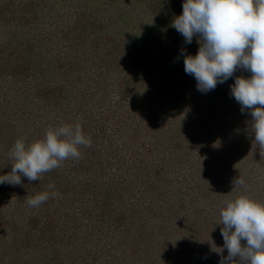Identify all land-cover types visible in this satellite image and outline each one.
<instances>
[{
    "label": "rangeland",
    "instance_id": "1",
    "mask_svg": "<svg viewBox=\"0 0 264 264\" xmlns=\"http://www.w3.org/2000/svg\"><path fill=\"white\" fill-rule=\"evenodd\" d=\"M182 5V0H0V175L11 170L6 161L17 139L30 144L61 124L79 123L95 152L89 159L66 160L34 182L22 176L24 186L0 184V264H103L106 258L112 264H219L220 209L240 195L264 202V158L250 112L242 113L240 104L225 109L221 100L208 112L207 93L185 73L183 56L173 57L181 50L195 55L199 48L195 36L185 44L171 26ZM31 10L34 18L28 19ZM80 10L103 18V31L94 20L97 39L103 32L106 41L119 37L121 52H145L169 80L140 81L145 76L137 75L130 91L128 73L115 67L116 60L80 50L83 34L73 48L81 59L89 58L75 78L63 76L58 66L63 60L66 69V56L73 55L65 43L79 31L73 15ZM237 76L251 73L237 68L226 87ZM52 82L68 90L62 99L54 98L52 87L40 89ZM173 86L180 95L163 99L165 87ZM40 91L47 95L36 98ZM210 138L220 144L215 151L207 149ZM77 164L79 172L73 171ZM241 177L245 183H235ZM106 179L116 186L124 181L121 197H112L111 208H99L90 219L85 207L94 202L93 183ZM45 191L59 196L38 208L28 206L29 198Z\"/></svg>",
    "mask_w": 264,
    "mask_h": 264
},
{
    "label": "clouds",
    "instance_id": "2",
    "mask_svg": "<svg viewBox=\"0 0 264 264\" xmlns=\"http://www.w3.org/2000/svg\"><path fill=\"white\" fill-rule=\"evenodd\" d=\"M182 13L171 26L182 35L185 44L193 37L199 44L195 55L184 50V71L196 80L197 90L207 93L231 78L237 68L251 73L237 76L230 94L251 115V131L255 145L264 158V0H184ZM92 140L79 123L49 128L44 137L26 144L17 139L7 156L10 172L0 175V184L24 186L40 180L66 160L79 161L81 146L91 147ZM235 183L243 185L244 179ZM49 184V189H54ZM55 191L41 192L29 198V207L38 208ZM221 235L224 244L215 251L221 255L219 264H264V202L240 195L220 209ZM242 241H246L242 245ZM227 249V256L222 255Z\"/></svg>",
    "mask_w": 264,
    "mask_h": 264
},
{
    "label": "trees",
    "instance_id": "3",
    "mask_svg": "<svg viewBox=\"0 0 264 264\" xmlns=\"http://www.w3.org/2000/svg\"><path fill=\"white\" fill-rule=\"evenodd\" d=\"M183 2L184 1L182 0V3ZM14 3L15 2H13V6H12V9H11L12 12H14L15 9H16L14 7ZM178 3L179 2L174 3L173 5H178ZM153 9H154V6H153ZM30 12H32V10ZM178 12H181V9L178 10ZM34 13L35 12H32L31 13V17H27V18L28 19L34 18ZM73 16L75 18L76 26H77V29H79V31L76 32L75 34H73L72 39L70 40L69 44L65 43V45L68 46V48L73 51V55L72 56L70 55V57L66 56V57H68V58H66V59H68V65L66 66V69L63 67V62H64L63 60H61L59 66H58V68L61 71V73L63 74V76H66L69 79L71 78V80H72L73 78H75L76 75H79L78 74V70L79 69H77V68L80 67L81 61L83 59L89 58V57H87V58L81 59L82 56L79 55V51L86 49L88 54H90L91 52H94V54H96V57H98L99 59L103 58V60L105 59L107 61L109 59L110 62L112 61V59L116 60L117 64H116L115 67H117L118 70L120 69L122 71H124V70L127 71L129 80H128V83L126 85H127V87H129L131 89L130 91H132V92L134 91V86L133 85L137 82V79H136L137 75L145 76L146 79L141 76L142 80L139 79L140 81H143V80L147 81V79L151 80V79H154L155 77H157L158 79L161 80V84L164 83L163 81L167 77H164L163 74L160 73V69L157 66L158 63L155 66H154V63H151L154 60L151 57L146 56L145 52L141 51L140 54H139V53H136V51L128 50V48H126L125 51L121 52V50L119 49L120 48L119 46L122 45L121 39L119 37H117V36L110 35L109 38H111V40L106 41L105 40L106 37H103L106 34V32L102 33L101 37H103V39H101V37H100L101 41H100V39H97V37H96L97 34L95 35V33H96L97 26H99V25L101 26V24H103V22H102L103 18L102 17L94 16L95 18H92L90 15H87V12L85 10L76 11ZM60 17H61V12L60 11L55 12V14L53 15V18L56 21H58L60 19ZM28 19H26V21H28ZM97 19L100 21L99 25H97V24L95 25V21L94 20H97ZM112 20H113V18H111V21ZM44 21L45 22H53L51 19H46ZM103 29L104 28L101 26L100 31H103ZM80 34L81 35L82 34L86 35L87 39L84 40L83 43H82V41H77L78 46H80V48H81L79 50L77 46L75 48H73L75 43H72V42H73V40H77L81 36ZM89 37H91L90 41H88ZM94 40H96V43L94 42ZM88 42H89V44H88ZM111 43H112V45H115V46L108 47V45H110ZM99 44L102 45V48H100L98 50ZM32 46H33V44L30 42V49L32 48ZM85 46H86V48H85ZM136 50H137V48H136ZM67 53H69V52L67 51ZM173 57L177 61L182 58L180 55L178 57L173 55ZM173 62L175 63L174 59H172V63ZM149 64H151V65H149ZM107 68H109V67H107ZM174 69L175 68H173V70ZM131 77H133L134 80L132 78V81H131ZM169 77L173 81L172 76H169ZM179 81L180 80H178L177 82H179ZM70 84H71V81H70L69 85ZM45 85H47V86H44L43 83L40 84V89H44L45 87H52V89L50 91L53 92V96H54L55 99L56 98L62 99V97H64V95H65V91H64L65 87H64V85L61 84L59 86H56V85L53 84V82H52V84L45 83ZM226 86L227 85H225V83H222V84H219L214 90L207 92V97H208L207 100H209L210 104L212 105V107H209L208 112L211 109L216 108V104H218V100H221V102H224L223 106L225 105V109H227V108L231 109V107L235 106V104H237V105L239 104V103H237L234 100V97L231 96L230 87L228 88ZM165 88H167V89L164 92L163 99L165 97H167L168 95H176V96L180 95L178 93L179 92L178 88H175V87L174 88L170 87V89H169V87H165ZM66 91H68V90H66ZM40 93H42L43 95L40 94ZM46 95H47L46 93L44 94L43 91H40V92H37L36 98H42L41 96H46ZM135 96L136 95L133 94L132 98L134 99ZM152 112H155V108L152 110ZM207 116H208V114H207ZM173 118H174V114H171V116H168V123H170L169 121L172 120ZM163 123H164V118L162 120L161 127H162ZM163 130H165V129L162 127V131L161 132H164ZM161 134H163V133H161ZM209 140L210 141L207 142V149L215 151L216 148L220 145L219 142L217 143V138H210ZM212 142L214 143L213 146L209 145ZM79 150L81 151L82 156L86 157L87 159H89V155L90 154H95V152L92 151L91 147H83V146H81ZM78 166H79L78 164L76 166H74L73 167V171L75 170V172H79ZM103 167L105 168V166H103ZM98 169H101V167L98 166ZM50 172H47V173H50ZM110 182L111 181H109V179H106V180H104V182H100V184L96 183V182L93 183L92 193H93L94 202L92 204H89L88 207H85V213L86 212L88 213L87 216L89 218L92 217L93 215H94V218H96L95 214L99 212V210H100L99 208H102V211H104V208L107 205H110L109 208H111V205H112V202H113L111 200L112 197H117V196H118V198L121 197L120 196L121 195V191L120 190L122 189V187L124 185V181L119 182L117 184L119 186H116L113 181H112V183H110ZM58 185H60V184H58ZM58 185H57V187H59ZM128 186H130V185H128ZM61 187H63V186H60L59 188H61ZM86 187H87V184H86ZM123 189H125V191H127L126 188H123ZM114 193H117V194H115V196H114ZM82 214H83V217H84L85 216L84 212H82ZM47 218L50 219V216H47ZM47 223L49 224V222H47ZM48 224H47L46 227L47 228H51V226L48 227ZM44 231H45V229H44ZM16 249H17L18 252H20V250L22 248H17L16 247ZM53 264H58V263H53ZM71 264H73V263H71ZM103 264H112V261H111V259H107L106 258L103 261Z\"/></svg>",
    "mask_w": 264,
    "mask_h": 264
}]
</instances>
